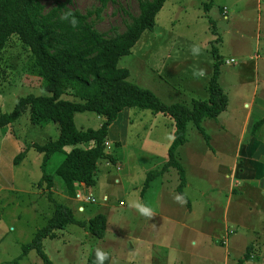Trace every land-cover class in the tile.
I'll return each mask as SVG.
<instances>
[{
	"label": "rangeland",
	"instance_id": "1",
	"mask_svg": "<svg viewBox=\"0 0 264 264\" xmlns=\"http://www.w3.org/2000/svg\"><path fill=\"white\" fill-rule=\"evenodd\" d=\"M39 1L45 12L57 4H65L68 9L81 14L93 12L100 7L97 0ZM223 8L228 11L225 18L222 16ZM138 13V0H116L115 3H108L99 19L93 15L90 21L97 32L106 38H112L123 33L131 18ZM249 57V66L253 68L255 63L258 64L259 79L264 81V0H167L156 16L154 29L144 32L130 54L118 61V68L128 70L131 83L156 95V88H159V95L164 101L176 97L181 104L186 103L188 93L194 99H206L207 93L202 88L204 80L210 71L214 72L215 63L218 60L221 62L218 82L220 81L221 87L227 92V109L218 118L202 122L205 134L210 136L209 140H205L188 124L187 143L183 148H178L177 156L180 160L177 161L184 167L192 187L225 188L228 183L225 176L229 167L240 165V160L237 162L234 153L246 112L241 105L242 101L249 103L255 70H240L239 64L247 61ZM231 59L237 66L234 63L225 64ZM30 65L28 49L16 36H12L0 55V115L9 114L22 97L49 95L31 71ZM258 88L256 105L264 103L261 88ZM62 99L71 98L63 96ZM83 119L88 123L84 124ZM74 123L77 129H95L98 120L95 114L87 112L76 114ZM116 124L126 137L125 146L120 148L110 144V149L106 150L108 154L118 161L126 159L130 169L138 171L141 166L146 167L148 154L144 152L153 147L155 156L166 164V144L173 137L171 120L149 111L127 109L121 113ZM7 129L10 132L0 129V264H45L34 250L21 257L22 246L32 242L36 232L47 225L54 211V204L44 192L45 184L38 187L42 174V155L30 148L18 164L14 165L13 160L28 144L43 145L56 139L57 125H32L29 122V111L26 110ZM253 135L264 142V126L259 127ZM69 150L65 148L64 151ZM62 158L60 154L52 156L47 170L52 172ZM138 160H142V165ZM260 161L259 166L264 165V160ZM259 166L252 165L249 176L263 171ZM240 168L239 166L238 169ZM116 169L112 165L107 169L102 165L97 166L95 202L90 203L88 198L84 199L87 201H78L87 207L86 213L76 210V202L67 198L59 199L56 194L54 196L57 201L62 199L60 204L64 206L68 202L76 220L84 219L88 213H101L102 204H105L102 202L103 194L117 193L118 187L114 180L119 178L120 173ZM171 170L172 168H168V171ZM261 174L250 185L262 193L264 179ZM243 186L244 183L234 193L230 216L249 210L250 215L244 222L254 229L247 232L248 236L261 242L258 237H264V195H260L258 191L242 195ZM106 239L107 237L104 240ZM104 240L91 237L78 226L69 225L57 238H44L42 251L49 264H85L89 259L97 263V251L107 254L103 264H122L121 236L109 239L112 240L111 243ZM251 246L254 248V259L250 258L241 263L264 264V246L258 243ZM205 253V249L196 251V264H219L216 260L213 263L202 260L207 257ZM127 255L136 260L135 253ZM138 262L135 261L136 264Z\"/></svg>",
	"mask_w": 264,
	"mask_h": 264
},
{
	"label": "trees",
	"instance_id": "2",
	"mask_svg": "<svg viewBox=\"0 0 264 264\" xmlns=\"http://www.w3.org/2000/svg\"><path fill=\"white\" fill-rule=\"evenodd\" d=\"M97 1L99 8L81 14L68 9L65 4H57L45 12L39 0H0V55L8 40L16 36L30 53L31 71L49 93L48 96L20 98L9 114L0 115V129L14 124L28 110L32 125L43 127L53 123L58 130L56 139L43 145L28 144L13 160L14 165L18 164L30 148L42 155L38 187L45 184L54 211L47 225L36 232L32 242L22 246L21 257L34 250L45 264L49 262L42 251V240L57 238L69 225L80 227L95 239H103L106 219L102 215L89 221L76 220L70 208L52 199L51 189L57 183L63 196L74 199L80 184L87 188L95 186L97 164L101 161L113 163L104 145L108 142L110 125L123 111H149L172 121L173 139L167 150L165 169L172 168L177 172L180 180L178 190L182 194L186 177L175 153L186 143L188 124L209 140L202 122L218 118L228 103L227 95L218 84L219 60L208 82L207 98L193 100L190 106L165 104L150 90L131 83L128 70L118 68V61L130 54L144 32L154 29L156 16L167 0H138V15L131 18L123 33L112 38L97 32L90 19L93 15L99 19L108 3L116 0ZM68 12L77 20L75 28L70 24L71 17L68 20L63 18ZM63 96L71 99H62ZM87 112L101 118L100 126L77 129L74 117ZM263 123L264 118L256 122L252 134ZM65 148L70 150L66 152ZM56 154L63 158L49 172L47 164ZM154 176H157L156 172L150 174L145 185ZM85 264L97 263L89 259Z\"/></svg>",
	"mask_w": 264,
	"mask_h": 264
},
{
	"label": "crops",
	"instance_id": "3",
	"mask_svg": "<svg viewBox=\"0 0 264 264\" xmlns=\"http://www.w3.org/2000/svg\"><path fill=\"white\" fill-rule=\"evenodd\" d=\"M250 61L251 57L239 64L240 70L245 68L255 70V76L252 78L254 87L249 103L242 101L243 105L241 106L246 109V112L240 125V136L234 153L237 162L240 160V165L229 167V172L225 176L228 181L227 187L221 189H218V187L209 189L199 186L192 187L189 183L188 175L182 166L185 172L186 185L182 188V194H180L178 190L180 180L177 172L174 169L171 171L165 169V163L155 156L153 147H150L152 148L151 150L147 149L144 152L148 154L145 161L147 171L142 166L138 171H132L126 159L118 161L113 156H111L113 163L101 161L97 164L98 167L102 165L106 169L110 165L117 168L116 170L119 171L120 176L114 180V184L117 185L118 190L117 193L103 194L102 202L105 204H102L103 211L101 213H88L84 219L79 221H89L97 215H102L106 219V231L103 240L107 237L104 241L111 243L112 240L109 239H115L117 236L122 238V264H136V260L139 261L137 264H196V251L204 249L207 257L202 258V260L207 263H213L216 260L219 264H242V261L250 258L254 259V248L251 246L253 243L264 246V237L263 239L258 237L261 240L260 242L248 236L247 232L254 229L245 225L244 222L245 218L250 215L249 210L233 216H230L229 212L234 201V193L239 188L238 186L241 187L242 183H244L241 194L246 196L254 191L260 192L250 185L252 180H255L256 177L258 178V174L262 173L264 179V165L262 164L260 166L263 171H257L255 175L249 176L252 165L259 166L260 160H264V142L257 140L251 132L253 125L264 118V103L260 102L256 105L255 98L257 90H259L258 86L261 88V96L264 97V81L259 79L257 73L258 64L255 63L252 68V66H249ZM234 64H236L235 61ZM211 75L210 71L202 87L204 89L203 92L206 91L207 93L206 98L208 96L207 86ZM218 84L221 87L220 81ZM222 90L227 95L223 88ZM156 92L157 95L154 94L163 103H178L177 99H175L176 97L170 98V101H164L159 95V88H156ZM163 93L167 94V96L169 95V93ZM190 95L188 93L185 105L190 106L193 100H197ZM255 107L256 110H254ZM96 117L98 124L95 128L101 124V118ZM82 122L84 124L88 123L86 119H83ZM116 123L117 121L112 123L108 129V142L112 145L118 144L122 148L125 146L126 137L120 132ZM263 126L264 123L261 127ZM7 128H3L6 133H8V130L10 132V129ZM8 139L11 140L10 137ZM172 139L166 144L168 148ZM178 153L177 149L175 157L180 160L177 156ZM138 162L141 165L143 163L142 160H138ZM239 166L241 167L240 170L238 169ZM155 172L157 176H154L145 185L150 174ZM95 186L87 188L80 184L78 193L83 199L88 198L90 203H94ZM261 191L260 195H264V189H261ZM44 192L48 193L45 189ZM54 194L58 195L59 199L60 197L66 199L57 183L51 189V195L52 199L57 204H60L62 199L57 201ZM177 197H180V200H177ZM69 200L77 203L76 210L78 212L86 213L87 207L79 204L78 201L80 199ZM91 200H94V202H91ZM137 205L150 208L151 216L141 214ZM67 206L73 213L68 202ZM235 227H237L238 231L237 229L235 230ZM259 231L263 232L261 229ZM128 253H135L136 260L134 261L132 256L127 255Z\"/></svg>",
	"mask_w": 264,
	"mask_h": 264
},
{
	"label": "clouds",
	"instance_id": "4",
	"mask_svg": "<svg viewBox=\"0 0 264 264\" xmlns=\"http://www.w3.org/2000/svg\"><path fill=\"white\" fill-rule=\"evenodd\" d=\"M69 17H71L70 20V24L72 27H76L77 26V20L75 19V17L73 16V14L71 12L65 13L64 15V19L68 20ZM177 200H180V197H177ZM138 210L141 214L145 215V216H151V209L146 207V206H142V205H137ZM96 258H97V264H103L104 260L107 258V254L97 251L96 253ZM115 264V262H114Z\"/></svg>",
	"mask_w": 264,
	"mask_h": 264
},
{
	"label": "built area",
	"instance_id": "5",
	"mask_svg": "<svg viewBox=\"0 0 264 264\" xmlns=\"http://www.w3.org/2000/svg\"><path fill=\"white\" fill-rule=\"evenodd\" d=\"M227 13H228L227 9H224L223 10L224 18L227 16ZM231 63H234V61L233 60H229L228 62H226V64H231ZM104 146H105L106 150L110 149V143L109 142L105 143ZM76 197H77V199L84 200L83 197H81L79 194H77ZM91 202H94V200H91Z\"/></svg>",
	"mask_w": 264,
	"mask_h": 264
}]
</instances>
